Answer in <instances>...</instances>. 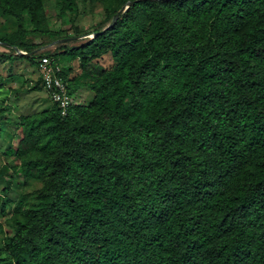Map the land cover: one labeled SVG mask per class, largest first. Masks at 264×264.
I'll return each mask as SVG.
<instances>
[{"label":"trees","instance_id":"obj_1","mask_svg":"<svg viewBox=\"0 0 264 264\" xmlns=\"http://www.w3.org/2000/svg\"><path fill=\"white\" fill-rule=\"evenodd\" d=\"M77 12L78 0H59ZM116 1L107 25L70 51L30 43L45 0H0L7 60L80 61L67 116H22L14 173L43 184L0 264H264V0ZM109 29L115 17L130 3ZM107 29V30H106ZM104 55L111 69L93 62ZM4 82L0 75V91ZM35 90H41L40 79ZM10 109H0V139ZM9 176L4 194L12 187ZM9 201L0 197V216ZM5 255V256H4ZM4 256V257H3Z\"/></svg>","mask_w":264,"mask_h":264},{"label":"rangeland","instance_id":"obj_2","mask_svg":"<svg viewBox=\"0 0 264 264\" xmlns=\"http://www.w3.org/2000/svg\"><path fill=\"white\" fill-rule=\"evenodd\" d=\"M117 6L116 1L78 0L77 12L72 14L62 9V3L59 0H45V22L39 31L31 21V16L25 14L24 29L29 33L27 40L41 46L39 50L44 49L42 52L47 50L60 52L63 49L70 51L88 42L92 39L90 37L93 36L92 33L107 25L112 17V11ZM0 30L7 34L16 33L19 30L17 20L4 15L1 10ZM0 53L13 54L10 47L2 44H0ZM62 60L63 66L70 69L73 78L81 77L82 69L79 60H75L77 65L74 67L71 66L68 56L64 55ZM93 63L107 69L113 67V61L109 55H104ZM0 75L4 82V88L0 91V109L7 107L10 109L0 139V171L3 167H8L13 181L10 192L5 195L3 191L9 176L0 175V197H4V200L9 201L11 205L7 207L5 215L0 216V246H3L13 235L17 222L21 220L20 214H14L15 207L19 203H22L23 210L31 207L35 203L36 193L43 186L36 181L26 182L23 174L14 173L15 167L18 169L22 167L23 160L6 153L17 149L21 139V130L16 127V124L22 116H38L52 108L53 102L44 89H34L38 81V71L34 61H12L7 60V57L3 58L0 62ZM93 97L94 94L88 88H83L81 96H74L75 104L88 105Z\"/></svg>","mask_w":264,"mask_h":264},{"label":"built area","instance_id":"obj_3","mask_svg":"<svg viewBox=\"0 0 264 264\" xmlns=\"http://www.w3.org/2000/svg\"><path fill=\"white\" fill-rule=\"evenodd\" d=\"M36 67L42 88L47 92L50 100L58 106L62 116H67L75 105V95L70 94L63 65L55 58L43 56L37 61Z\"/></svg>","mask_w":264,"mask_h":264},{"label":"water","instance_id":"obj_4","mask_svg":"<svg viewBox=\"0 0 264 264\" xmlns=\"http://www.w3.org/2000/svg\"><path fill=\"white\" fill-rule=\"evenodd\" d=\"M161 1H165V0H161ZM135 4V2H132V3H130L129 5H127L123 10H121L120 12H119V14L115 17V19L113 20V23L111 24V25H109L108 27H107V29H109L112 25H114L115 23H116V21H117V19H118V17L122 14V13H124V12H126L128 9H129V7L130 6H132V5H134ZM106 29V30H107ZM98 34H96V35H93V37H96ZM91 37V36H90ZM61 42H64V41H61ZM7 47H10L9 45L7 46ZM16 50V52H17V55H25V56H27V57H31V56H33V55H35V54H37V53H40V52H42L44 49H42V50H38V51H36L35 53H32V54H27V53H25V52H22V51H20L19 49H15Z\"/></svg>","mask_w":264,"mask_h":264},{"label":"crops","instance_id":"obj_5","mask_svg":"<svg viewBox=\"0 0 264 264\" xmlns=\"http://www.w3.org/2000/svg\"><path fill=\"white\" fill-rule=\"evenodd\" d=\"M70 64H71V66H76L77 65V63H76V61H73V62H70ZM36 69H37V67H36ZM39 77V75L37 76V78ZM70 78H73V76L72 75H70ZM39 79V78H38ZM38 82V81H37ZM83 90V89H82ZM82 90H80V91H78L76 94H75V97H76V95H78V96H81V92H82ZM85 90V89H84ZM94 98V97H93ZM93 100V99H92ZM91 102V101H90ZM89 102V103H90Z\"/></svg>","mask_w":264,"mask_h":264},{"label":"bare ground","instance_id":"obj_6","mask_svg":"<svg viewBox=\"0 0 264 264\" xmlns=\"http://www.w3.org/2000/svg\"><path fill=\"white\" fill-rule=\"evenodd\" d=\"M91 38L93 39L94 37H93V36H91Z\"/></svg>","mask_w":264,"mask_h":264}]
</instances>
